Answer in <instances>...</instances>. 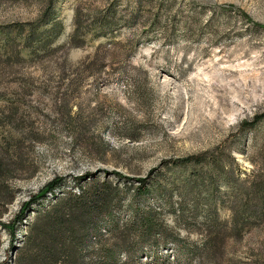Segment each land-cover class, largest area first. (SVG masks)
<instances>
[{
  "label": "rangeland",
  "instance_id": "rangeland-1",
  "mask_svg": "<svg viewBox=\"0 0 264 264\" xmlns=\"http://www.w3.org/2000/svg\"><path fill=\"white\" fill-rule=\"evenodd\" d=\"M263 111L264 0H0V264L52 197L14 240L7 225L55 176L58 196L94 180L111 199L89 264H207L211 218L213 264H264V200L230 229L239 188L264 196V116L243 125Z\"/></svg>",
  "mask_w": 264,
  "mask_h": 264
},
{
  "label": "trees",
  "instance_id": "trees-1",
  "mask_svg": "<svg viewBox=\"0 0 264 264\" xmlns=\"http://www.w3.org/2000/svg\"><path fill=\"white\" fill-rule=\"evenodd\" d=\"M49 17L46 16L44 21L49 20ZM75 17L76 19H74L79 27L80 20L77 15ZM58 25L60 26V22L53 23L51 27L42 31V35L46 39L53 38L59 29ZM263 116L264 111L260 114H255L251 121L243 125L245 127L247 125L253 126ZM138 180L143 183L144 179L142 177ZM62 182L63 178L61 176H55L47 181L36 193L31 194L28 199L22 202V206L12 219L11 225H7L9 233L13 237L12 240H14L16 238L15 230L19 227L17 225H22V219L26 220V212L31 207H34V203L39 198L43 199L46 197V193H49L50 198L52 197L50 200L52 205L49 209L37 212L35 220L27 222V230L23 234L22 247L19 249L18 257H16V264H89L85 262L82 254L83 249L91 247V242L86 244V237L93 231L99 233L95 228L98 219L96 215L102 209L109 211L108 207L111 199L97 190L100 186L98 181L95 182L96 189L92 187L94 180L88 182L87 186L85 185V189H80L78 193L67 190L66 193L58 196L57 190L61 189L60 185ZM261 184L262 181L253 180L249 186L239 188L235 193L234 209H232L233 218L230 225V229L233 232L239 229V224L250 212L260 214L259 209L264 200V196L260 192ZM144 188L145 186L142 184L139 187V189ZM42 199L40 202H43ZM59 204L62 205L61 208L58 207ZM4 225L6 226V224ZM133 226V223L114 224L107 231L114 238L113 243L116 247L124 245L123 241L127 242L129 240L130 229ZM224 229L226 228L222 222L214 218L208 219L205 224L206 232L202 242V249L203 255L207 259V264L216 262L215 250L218 247V237L220 230ZM147 231L151 232V227H145L141 235L144 237V235L148 234ZM99 235L98 245L102 244L103 233H99ZM195 248L199 249L200 247Z\"/></svg>",
  "mask_w": 264,
  "mask_h": 264
}]
</instances>
